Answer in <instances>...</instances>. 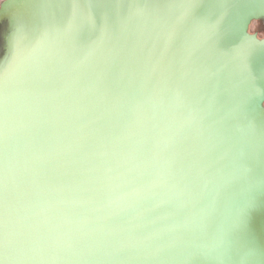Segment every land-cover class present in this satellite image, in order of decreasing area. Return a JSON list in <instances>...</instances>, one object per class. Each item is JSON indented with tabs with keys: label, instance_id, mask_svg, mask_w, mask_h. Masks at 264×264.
I'll use <instances>...</instances> for the list:
<instances>
[{
	"label": "water",
	"instance_id": "95a60500",
	"mask_svg": "<svg viewBox=\"0 0 264 264\" xmlns=\"http://www.w3.org/2000/svg\"><path fill=\"white\" fill-rule=\"evenodd\" d=\"M174 2L119 0L125 16L135 5L145 9L141 29L150 26L149 14H166ZM197 5V18L214 26L211 70L222 68L228 77L243 63L255 88L264 85V0H197ZM25 15L24 0L0 5V24L7 30L0 81L9 87L11 108L0 173L9 246L0 264H113L109 257L117 249H144L153 230L174 227L164 219L169 201L189 215L196 211L199 194L184 189L182 170L194 171L211 189L217 176L233 171L240 149L247 152L249 170L229 193L251 196L243 243L255 249L251 264H264V96L250 91L242 116L233 114L235 127L226 132L202 110L210 98L191 86L190 75L169 73L166 61L144 69L139 31L118 50L116 71L113 60L92 57L76 71L65 70L50 87L27 91L16 84L15 34ZM113 46L104 38L106 52ZM245 127L252 133L245 135ZM219 211H227L223 203ZM205 231L190 226L181 240L208 243ZM158 243L173 241L164 237ZM157 252L152 247L141 254Z\"/></svg>",
	"mask_w": 264,
	"mask_h": 264
},
{
	"label": "snow or ice",
	"instance_id": "6c2138e0",
	"mask_svg": "<svg viewBox=\"0 0 264 264\" xmlns=\"http://www.w3.org/2000/svg\"><path fill=\"white\" fill-rule=\"evenodd\" d=\"M24 7L26 15L15 34L16 84L27 91L50 87L63 77L65 70L76 71L92 57L113 60L112 71H116L118 65L114 57L118 50L126 47L139 31V39L146 47L144 69L150 70L166 61L169 73L190 75L191 86L210 98L202 110L214 117L226 132L235 127L230 117L242 116L243 98L250 91L264 96V85L255 88L243 63L228 77L222 68L211 70L215 67V58L209 55V33L214 26L197 18V0H175L166 14H149L146 25L150 26L143 29L138 22L145 19V9L135 5V10L125 16L120 11L123 5L119 0H24ZM104 38L113 42L110 51L104 48ZM251 39L255 43L254 38ZM226 92H230L227 97ZM10 116L9 87L0 81V173L7 152L5 141ZM241 131L249 135L253 128L245 127ZM246 159L247 152L238 150L233 171L217 176L211 189L194 171L182 170L184 189L199 194L196 211L189 215L175 201H169L164 219L171 220L173 228L153 230L148 237L151 243L144 249L119 248L109 259L113 264H124L129 259L151 260L155 264H172L176 260L182 264H229L233 257H238V264H251L255 249L243 243V233L253 201L248 194L236 198L229 193L235 180L247 174ZM3 179L0 175V184ZM204 192L207 194H202ZM5 202L6 194L0 189V253H6L9 246ZM221 203L226 206V212L219 211ZM190 226H204L209 242L184 244L180 234L190 230ZM143 227L148 228L150 224L145 223ZM140 237H143L142 231L138 233L137 238ZM164 237L173 243L159 244ZM152 247L157 248V254H141Z\"/></svg>",
	"mask_w": 264,
	"mask_h": 264
},
{
	"label": "rangeland",
	"instance_id": "374dc122",
	"mask_svg": "<svg viewBox=\"0 0 264 264\" xmlns=\"http://www.w3.org/2000/svg\"><path fill=\"white\" fill-rule=\"evenodd\" d=\"M5 0H0V5L4 2ZM255 21V20H254ZM253 22V21H252ZM7 33V30H5L4 27L0 28V62L2 58L5 55V50H4V41L3 38L5 37V34Z\"/></svg>",
	"mask_w": 264,
	"mask_h": 264
},
{
	"label": "flooded vegetation",
	"instance_id": "af4514ba",
	"mask_svg": "<svg viewBox=\"0 0 264 264\" xmlns=\"http://www.w3.org/2000/svg\"><path fill=\"white\" fill-rule=\"evenodd\" d=\"M2 27H4V28H5V30H6V27H5V25H3V24H0V28H2ZM3 41H4V38H3Z\"/></svg>",
	"mask_w": 264,
	"mask_h": 264
},
{
	"label": "bare ground",
	"instance_id": "6f19581e",
	"mask_svg": "<svg viewBox=\"0 0 264 264\" xmlns=\"http://www.w3.org/2000/svg\"><path fill=\"white\" fill-rule=\"evenodd\" d=\"M10 40H11V39H9V41H10ZM9 41H8V42H9ZM11 43H12V42L9 43V46L11 45Z\"/></svg>",
	"mask_w": 264,
	"mask_h": 264
}]
</instances>
